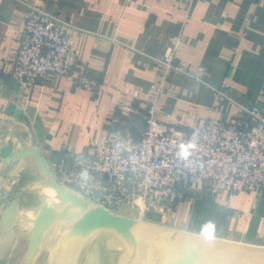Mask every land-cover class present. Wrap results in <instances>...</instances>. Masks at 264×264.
I'll list each match as a JSON object with an SVG mask.
<instances>
[{"label":"crops","instance_id":"1","mask_svg":"<svg viewBox=\"0 0 264 264\" xmlns=\"http://www.w3.org/2000/svg\"><path fill=\"white\" fill-rule=\"evenodd\" d=\"M34 1L65 21L77 43L72 75L90 74L103 83L100 92L52 74L27 101L10 68L19 52L25 2ZM173 46L175 60L186 61L189 71L205 66L204 82L162 63ZM224 80L228 98L212 112L211 86ZM154 102L162 122L253 125L256 120L241 115V107L264 108V0H0V264H11L20 239V209L9 233L2 225L5 207L17 199L19 208L18 193L43 179L33 156H19V150L39 147L49 160L59 149L82 151L104 136L108 115L115 117L112 130L138 141ZM188 193L177 206L184 217L178 218L176 225L184 222L179 228L206 234L211 225L213 236L264 246V190L241 191L229 200L225 192L207 195L201 183ZM29 237L30 232L19 248L22 264Z\"/></svg>","mask_w":264,"mask_h":264},{"label":"built area","instance_id":"2","mask_svg":"<svg viewBox=\"0 0 264 264\" xmlns=\"http://www.w3.org/2000/svg\"><path fill=\"white\" fill-rule=\"evenodd\" d=\"M25 6L19 52L10 75L26 89L27 101L35 85L52 74L70 76L75 87L100 92L103 83L90 74L72 75L77 43L67 34L65 21L49 13L42 2H25ZM161 61L170 70L204 82L205 66L189 71L186 61L175 60L174 46ZM229 86L227 80L211 86L216 103L210 111L220 110ZM241 110V115L256 122L251 126L243 120L177 124L159 121L154 102L144 114L147 127L140 140L112 130L115 117L108 115L104 136L92 139L82 151L59 149L49 162L61 185L115 212L134 207L163 213L189 198V186L201 183L212 197L220 192L229 200L241 191L259 194L264 190V108Z\"/></svg>","mask_w":264,"mask_h":264},{"label":"water","instance_id":"3","mask_svg":"<svg viewBox=\"0 0 264 264\" xmlns=\"http://www.w3.org/2000/svg\"><path fill=\"white\" fill-rule=\"evenodd\" d=\"M32 155L43 173L38 183L55 189L57 202L45 201L32 220L25 264L35 262L51 227L54 248L70 242L61 264H264V246L171 227L111 211L61 185L49 158L36 146L19 150ZM62 206L59 208V206ZM18 200L4 209L2 225L12 233ZM28 229V228H27Z\"/></svg>","mask_w":264,"mask_h":264},{"label":"rangeland","instance_id":"4","mask_svg":"<svg viewBox=\"0 0 264 264\" xmlns=\"http://www.w3.org/2000/svg\"><path fill=\"white\" fill-rule=\"evenodd\" d=\"M48 188H49L48 186H45L42 184H35L30 189H27V190H24L18 193L20 196L19 209H20L21 219L19 222H17V224L18 225L20 224V226H19V230H16V231L20 232L22 235H20L19 233L18 238L20 239H16L17 246L15 250L17 251L11 257V260H10L11 264H22L23 263V258L25 257V253L23 252L22 249L19 250V248L23 246L24 240H28V232H29L28 230L40 206L45 201H48V202L58 201V199L54 197V194L50 192ZM61 207L62 206L60 205L59 208ZM126 210H130V211H126ZM177 210H178V207L174 209H170V210H164L163 213H160L157 210H149V212H143L142 210L138 208L123 207L121 208L119 213L125 214L128 216H133L136 218H141V219L152 221V222H156V223H160V224H164V225H168L171 227L173 226V227L179 228V226H182L184 222H180V224L178 223V225H176V223L178 222V218H180L179 217L180 213ZM183 218L184 217L182 216L180 220ZM55 227H57L58 230L62 229L60 228L59 223L56 224ZM55 227H51L49 229V231L46 234L45 241L43 244L44 246L42 248L41 253L38 255L35 262H32L30 264H57V262L60 263L62 261L63 255L65 253L67 246H64V243H63V245H60L59 248L53 249L54 243L57 239V236L52 235V231ZM0 232H2L1 226H0ZM10 244L15 245L16 244L15 239L14 241H11Z\"/></svg>","mask_w":264,"mask_h":264},{"label":"bare ground","instance_id":"5","mask_svg":"<svg viewBox=\"0 0 264 264\" xmlns=\"http://www.w3.org/2000/svg\"><path fill=\"white\" fill-rule=\"evenodd\" d=\"M49 188V190H50V192H52L53 194H54V197H56V191H55V189L54 188H52V187H50V186H48ZM29 196V195H28ZM31 196V195H30ZM33 196V195H32ZM29 198V197H28ZM57 198V197H56ZM34 200V199H33ZM126 211H130V210H126ZM132 211V210H131ZM181 229V228H180ZM189 231V230H188ZM193 232V231H192ZM196 233V232H195ZM64 246H67L66 247V249L70 246V242H65L64 241ZM57 264H61V262L59 263V262H57ZM197 264H213L211 261H209L208 259H205V258H202V259H200V260H198V262H197Z\"/></svg>","mask_w":264,"mask_h":264},{"label":"clouds","instance_id":"6","mask_svg":"<svg viewBox=\"0 0 264 264\" xmlns=\"http://www.w3.org/2000/svg\"><path fill=\"white\" fill-rule=\"evenodd\" d=\"M85 176H86V174H85ZM207 229H208V231H207V235H211V232H212V227H211V225H209V226H207Z\"/></svg>","mask_w":264,"mask_h":264}]
</instances>
